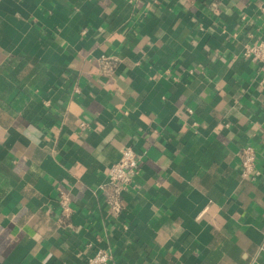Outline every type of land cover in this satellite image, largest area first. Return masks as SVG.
Instances as JSON below:
<instances>
[{"label": "crops", "instance_id": "obj_1", "mask_svg": "<svg viewBox=\"0 0 264 264\" xmlns=\"http://www.w3.org/2000/svg\"><path fill=\"white\" fill-rule=\"evenodd\" d=\"M258 40L264 0H0V264H264Z\"/></svg>", "mask_w": 264, "mask_h": 264}, {"label": "built area", "instance_id": "obj_2", "mask_svg": "<svg viewBox=\"0 0 264 264\" xmlns=\"http://www.w3.org/2000/svg\"><path fill=\"white\" fill-rule=\"evenodd\" d=\"M242 56L244 59L256 65L259 71L264 72V40H258L251 45L243 48ZM102 73H109L112 68L110 64L103 59ZM78 89L74 88V92ZM239 167L242 178L249 179L253 176L256 169V153L251 146H244L239 151ZM139 158L129 147L122 150L120 158L112 164L106 174V187L110 190L106 203L109 207L111 216L118 218L122 213L120 205V195L125 191L138 174ZM68 198L60 194L59 205L62 216L67 218L71 214ZM90 247V244L88 245ZM110 254L103 250H96L87 258L85 264H108Z\"/></svg>", "mask_w": 264, "mask_h": 264}]
</instances>
